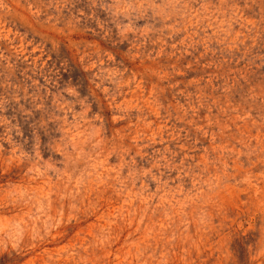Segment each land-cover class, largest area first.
I'll return each mask as SVG.
<instances>
[{
    "label": "rangeland",
    "instance_id": "374dc122",
    "mask_svg": "<svg viewBox=\"0 0 264 264\" xmlns=\"http://www.w3.org/2000/svg\"><path fill=\"white\" fill-rule=\"evenodd\" d=\"M0 264H264V0H0Z\"/></svg>",
    "mask_w": 264,
    "mask_h": 264
}]
</instances>
